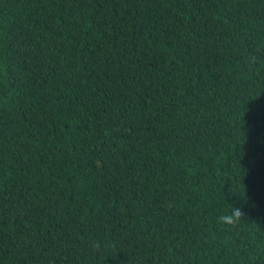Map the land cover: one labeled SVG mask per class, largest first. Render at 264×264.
I'll list each match as a JSON object with an SVG mask.
<instances>
[{
    "label": "trees",
    "instance_id": "obj_1",
    "mask_svg": "<svg viewBox=\"0 0 264 264\" xmlns=\"http://www.w3.org/2000/svg\"><path fill=\"white\" fill-rule=\"evenodd\" d=\"M0 264H264V0H0Z\"/></svg>",
    "mask_w": 264,
    "mask_h": 264
},
{
    "label": "clouds",
    "instance_id": "obj_2",
    "mask_svg": "<svg viewBox=\"0 0 264 264\" xmlns=\"http://www.w3.org/2000/svg\"><path fill=\"white\" fill-rule=\"evenodd\" d=\"M245 216V213L238 206H232L231 210L217 217V221L224 226L239 225ZM92 249H98L99 244L96 242L90 243Z\"/></svg>",
    "mask_w": 264,
    "mask_h": 264
}]
</instances>
